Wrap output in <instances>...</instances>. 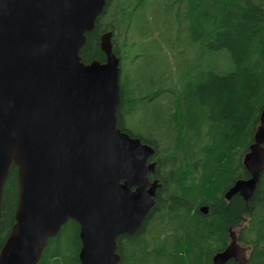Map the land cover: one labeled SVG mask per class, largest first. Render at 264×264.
<instances>
[{"label":"trees","instance_id":"16d2710c","mask_svg":"<svg viewBox=\"0 0 264 264\" xmlns=\"http://www.w3.org/2000/svg\"><path fill=\"white\" fill-rule=\"evenodd\" d=\"M107 31L120 58L117 125L155 149L149 179L160 184L141 228L118 237V264H212L230 230L248 248L245 264H264V170L248 201L224 198L249 175L242 158L264 105V0H106L80 49L84 63L104 60ZM149 50L162 61L136 75L131 58ZM17 190L13 166L2 190L0 245ZM78 229L67 220L37 264H80Z\"/></svg>","mask_w":264,"mask_h":264},{"label":"water","instance_id":"95a60500","mask_svg":"<svg viewBox=\"0 0 264 264\" xmlns=\"http://www.w3.org/2000/svg\"><path fill=\"white\" fill-rule=\"evenodd\" d=\"M106 0H0V207L16 167L14 223L0 264H37L49 238L78 224L80 264H118L117 239L134 235L155 203V149L117 125L120 58L111 31L103 61L80 49ZM242 163L248 177L224 192L248 201L264 170V105ZM207 212V206H200ZM212 264L246 263L235 231Z\"/></svg>","mask_w":264,"mask_h":264},{"label":"rangeland","instance_id":"374dc122","mask_svg":"<svg viewBox=\"0 0 264 264\" xmlns=\"http://www.w3.org/2000/svg\"><path fill=\"white\" fill-rule=\"evenodd\" d=\"M142 54L143 55H139L135 58H131L129 62V65H130L129 68H131V70H133V72H135L136 75H144L145 73H149L156 64L162 61V58L159 56H156V53H154L153 51L149 50L145 52V54L144 53ZM67 242L68 240L66 238L62 243V249L64 250L67 249L66 248Z\"/></svg>","mask_w":264,"mask_h":264}]
</instances>
